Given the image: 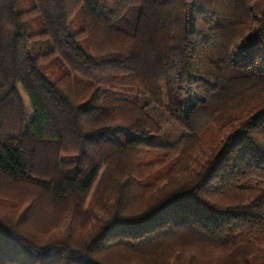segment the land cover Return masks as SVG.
<instances>
[{
  "label": "trees",
  "instance_id": "1",
  "mask_svg": "<svg viewBox=\"0 0 264 264\" xmlns=\"http://www.w3.org/2000/svg\"><path fill=\"white\" fill-rule=\"evenodd\" d=\"M0 180V264H264V0H0Z\"/></svg>",
  "mask_w": 264,
  "mask_h": 264
},
{
  "label": "rangeland",
  "instance_id": "2",
  "mask_svg": "<svg viewBox=\"0 0 264 264\" xmlns=\"http://www.w3.org/2000/svg\"><path fill=\"white\" fill-rule=\"evenodd\" d=\"M146 112L162 127V133L159 136L152 137L151 142L158 144H173L184 134L181 128L170 121L164 107L150 105L146 108ZM245 184H259V181L256 178H252L247 180ZM33 193L31 189L24 185H17L0 180V203H2L1 201H4V199L18 201L20 203V211L15 216L20 213L18 218L20 223L31 228L32 232H47L53 229V226L58 221L62 213L61 206L49 205L47 201L38 198L29 203L28 201L34 198L32 197Z\"/></svg>",
  "mask_w": 264,
  "mask_h": 264
}]
</instances>
